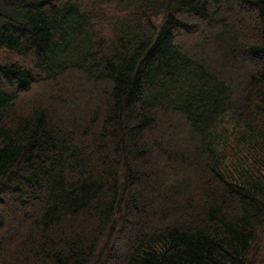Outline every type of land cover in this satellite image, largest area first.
Wrapping results in <instances>:
<instances>
[{"label":"trees","instance_id":"obj_1","mask_svg":"<svg viewBox=\"0 0 264 264\" xmlns=\"http://www.w3.org/2000/svg\"><path fill=\"white\" fill-rule=\"evenodd\" d=\"M264 0H0V264H264Z\"/></svg>","mask_w":264,"mask_h":264},{"label":"rangeland","instance_id":"obj_2","mask_svg":"<svg viewBox=\"0 0 264 264\" xmlns=\"http://www.w3.org/2000/svg\"><path fill=\"white\" fill-rule=\"evenodd\" d=\"M258 247H260L264 253V238L260 240V242H258Z\"/></svg>","mask_w":264,"mask_h":264}]
</instances>
